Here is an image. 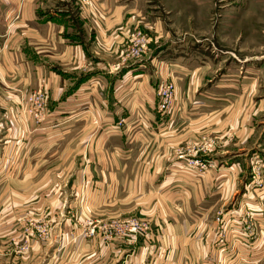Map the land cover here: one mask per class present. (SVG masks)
<instances>
[{
    "label": "crops",
    "instance_id": "0c3cea01",
    "mask_svg": "<svg viewBox=\"0 0 264 264\" xmlns=\"http://www.w3.org/2000/svg\"><path fill=\"white\" fill-rule=\"evenodd\" d=\"M146 5L0 0V196H24L33 208L34 192L21 188L33 181L31 168L50 166L47 178L57 181L54 167L61 166V212L72 195L85 199L84 209L106 214L153 198L165 224L166 215L175 221L207 216V223H171L174 236L159 237L176 261L264 264L258 70L244 69L252 78L232 75L225 56L186 36L172 37L151 22ZM138 31L152 42L141 57H128ZM168 81L176 85L174 109L162 114L157 89ZM38 90L47 95V126L8 125L9 115L26 112L25 96ZM216 213L237 214L228 218L224 247L215 243ZM245 215L253 216L254 240L245 220L252 217Z\"/></svg>",
    "mask_w": 264,
    "mask_h": 264
},
{
    "label": "rangeland",
    "instance_id": "374dc122",
    "mask_svg": "<svg viewBox=\"0 0 264 264\" xmlns=\"http://www.w3.org/2000/svg\"><path fill=\"white\" fill-rule=\"evenodd\" d=\"M79 1L87 3L89 0ZM146 4L151 22L159 23L172 37L186 36L195 43L204 44L219 53L220 59L230 56L224 57V64H228L227 69L232 75L241 72L252 78L254 74L246 73L244 69L249 72L257 69L256 80L264 102V0H146ZM138 33L146 34L136 32L130 43ZM221 51H227L226 55ZM222 72L223 69L218 70L215 79L221 78ZM44 95L46 100L38 110L26 101L29 95L25 96L26 112L12 113L13 117L9 115L8 125L27 129L46 127L45 92ZM173 109L174 102L169 111ZM50 168L33 166V181L22 183V190L34 192L33 208L24 196L16 198L9 191L6 196H0V264H190L176 261L170 246H160L158 240L159 237L174 236V231L169 228L171 223L183 219L190 224L207 223L206 215L184 214L179 221H175L173 214L166 215L165 224L158 201L153 198L147 205L135 207L133 200L129 205L131 209L127 205L118 214H106L92 212L89 206L84 209L85 199L75 195H72V201L66 199L64 207L68 208L61 212L62 167H54L57 181L47 178L46 169L49 171ZM108 184L110 182L105 181L104 185ZM229 215L216 213L214 217L215 243H221L222 247L227 243L228 218L237 214ZM245 216L252 217L245 220L247 237L254 240L253 216ZM132 226L134 231L130 229Z\"/></svg>",
    "mask_w": 264,
    "mask_h": 264
},
{
    "label": "built area",
    "instance_id": "2783aa9c",
    "mask_svg": "<svg viewBox=\"0 0 264 264\" xmlns=\"http://www.w3.org/2000/svg\"><path fill=\"white\" fill-rule=\"evenodd\" d=\"M133 40L131 41L130 45L128 46L127 55L128 57L139 58L141 57L148 49L149 42L151 38L144 33H138ZM158 94V111L162 114H168L170 111L169 109L173 105L174 98H175V84L172 81L165 82L159 85L157 89ZM46 100L44 92L38 90L36 92L31 93L28 98L27 102H30L34 105V108L38 110L42 109V104ZM41 110L40 113H42ZM132 231L135 230V227H130Z\"/></svg>",
    "mask_w": 264,
    "mask_h": 264
}]
</instances>
